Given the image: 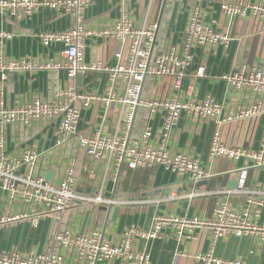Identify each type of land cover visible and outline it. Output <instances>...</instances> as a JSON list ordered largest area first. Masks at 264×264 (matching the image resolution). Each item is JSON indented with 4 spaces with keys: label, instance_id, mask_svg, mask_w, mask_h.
<instances>
[{
    "label": "built area",
    "instance_id": "built-area-1",
    "mask_svg": "<svg viewBox=\"0 0 264 264\" xmlns=\"http://www.w3.org/2000/svg\"><path fill=\"white\" fill-rule=\"evenodd\" d=\"M88 4L89 0H0V13L15 21L30 19L38 10L80 16ZM165 5L171 16L162 33L157 22L135 26L128 10L101 31L78 24L64 31L36 33L42 47H61L56 57L7 58L4 45L14 35L0 29L2 80L7 74L24 72H55L64 78V85L50 94L27 91L11 100L0 86V228L18 223L35 226L39 220L61 222L63 214L74 209L84 215L93 207L159 206L215 198L211 215L157 214L149 230L126 226L117 243L104 240L99 230L80 233L74 221H67L36 248H0V264H97L110 260L151 264L146 253L135 250V242L165 239L167 232L180 244L195 239L197 231L208 234L209 250L191 257L193 264H244L240 259L226 261L213 255L216 241L224 237L252 238L264 248V190L247 183L249 164L264 165V125L255 148L228 145L218 131L212 135L210 160L243 161L233 189L197 191L195 187L213 175L189 152L173 149L181 121L182 128L186 125L198 133L207 123L225 125L264 115V59L253 63L241 60L215 76L217 82L232 89L236 103L244 101L239 107L220 103L208 92L200 95L195 88L207 76L211 56L218 51L226 53L239 42L248 24L264 27V0H165ZM92 37L113 41L119 47L115 65L85 62L86 41ZM88 72L107 75L101 91L76 89L75 78ZM96 105L106 112L114 107L118 115L109 129L103 125L86 135L81 130L83 112ZM138 110L145 112L140 123L135 122ZM44 128L48 136L33 140L34 131ZM80 152L93 165L104 163L112 168L114 180L122 167L162 168L185 178L191 192L116 200L106 198L101 190L93 194L78 191ZM48 172L52 173L50 180L46 179ZM178 254L184 255L183 251Z\"/></svg>",
    "mask_w": 264,
    "mask_h": 264
},
{
    "label": "crops",
    "instance_id": "crops-1",
    "mask_svg": "<svg viewBox=\"0 0 264 264\" xmlns=\"http://www.w3.org/2000/svg\"><path fill=\"white\" fill-rule=\"evenodd\" d=\"M164 1L89 0L88 6L81 11L80 16L62 11L38 10L30 19L21 21H15L7 15L0 13V29L8 30L14 35L13 39L4 45V54L7 58L16 59L56 57V53L59 52L61 47L57 45L49 48L42 47L34 37L36 33L64 31L74 28L78 24H81L87 30L101 31L114 23L120 17L123 10H128L131 13L135 26L139 27L157 22L160 26V33H162L164 29L166 30L171 16V9L166 7ZM161 13L162 16H160ZM253 30L260 32L263 37L262 43L259 44L260 56H254L250 60L243 59L248 63L264 59L262 58L264 55V27L256 29L248 24L245 27L244 33ZM118 50L119 47L113 41H105L92 37L86 41L85 62L93 63L99 61L111 67L115 65L114 54ZM219 52L213 55L215 56L213 60V56L210 57L208 61V74L199 81L198 85H195V88L199 91L200 95L208 92L220 103L229 107H239L244 101H242V104L239 101V104L236 103L232 89L228 85L219 83L214 79L219 72L223 70L228 71L223 66L229 61V56L226 58L227 52H220L221 55ZM220 64L222 65L221 68H219ZM90 73L89 77H86V73H84L78 74L75 78L73 83L78 91H101L106 85L107 75L105 73ZM63 85V75L55 72L10 73L7 74L4 80L1 79L0 75V86L5 89L7 98L10 100L16 96H21L27 91H32L39 95H47L54 89L61 88ZM117 115L118 111L114 107L106 112L101 106L96 105L83 112L81 130L84 134L88 135L93 130L100 129L103 125L105 129H109L111 122ZM136 116L135 122L140 123V120H143L145 117V112L138 110ZM183 125V121L178 125L176 137L173 141V149L189 152L200 162L204 169L213 175V178L195 187L197 191L218 190L228 187V183L236 179L237 170L242 168L244 164L242 160L235 162H228L223 158L214 161L210 160L208 158V149L213 133L218 131L222 141L228 145L255 148L261 127L264 125V115L245 122H233L225 125H218L214 122L207 123L197 129L198 133H193V129L189 130L186 125L182 128ZM38 132L34 131L33 140L38 141L39 139H43L49 133L47 128L39 129ZM40 148H42V144ZM249 166L248 185L264 190V165L255 166L250 163ZM77 172L80 178L78 191L93 194L94 190H101L104 196L110 199L113 196L116 200L158 199L171 194L186 195L191 192V185L185 178H178L174 174L165 172L162 168L129 170L126 167H122L117 171L118 177L114 180L115 171L112 168L107 167L104 163L93 165L85 159L82 152L78 155ZM167 189L169 193L167 196H164ZM216 201L217 199L215 198H206L170 202L159 206L121 207L115 222L110 221V216L108 222H106L107 212L101 211V207H93L92 210H89L90 216L83 230V219L88 210L84 212V215L77 214L75 211L72 214L73 217L71 216L70 219V216H65L66 219L63 217L58 226L62 227L67 221H71L72 223L74 221V227L78 232L89 233L93 230H99L104 240L109 243H117L120 241L123 229L128 225H135L143 230H149L154 216L163 213L188 216L200 213L208 217L211 215ZM41 221L45 222L44 220H39L38 223ZM46 222H50V225H52V222L56 223V221L51 220H47ZM20 224L23 226L24 224H28L26 226L29 227L30 223L13 224L12 226L14 227L10 230L11 233L5 228H0L1 249L7 250L12 245L18 246L21 249L31 248L23 244L25 242L22 241L23 231L17 232ZM50 232L44 236H39L34 248L43 244L46 239H49L51 237ZM167 233L169 236L165 239L156 238L149 241L138 239L135 242L134 248L139 253H146L151 264H193L191 257L198 253H206L209 250L210 239L205 231H197L195 239L188 240L185 244L178 243L177 238L173 234ZM3 241L11 244V246L7 249L6 246H1ZM181 251H183L184 255L178 254ZM212 253L215 257L226 261L240 259L244 264H264V248H261L257 240L248 237H224L218 239ZM97 264L133 263L110 260L98 262Z\"/></svg>",
    "mask_w": 264,
    "mask_h": 264
},
{
    "label": "rangeland",
    "instance_id": "rangeland-1",
    "mask_svg": "<svg viewBox=\"0 0 264 264\" xmlns=\"http://www.w3.org/2000/svg\"><path fill=\"white\" fill-rule=\"evenodd\" d=\"M244 32H245V28L240 33L241 40L239 42H234L232 45V48H230L229 51L226 53L225 57L227 58L229 56V61L227 62V64H225V66H223V68L225 67V69L230 70L232 67H235L236 64L239 63L243 59L250 60L254 56H256V57L260 56L259 44L262 43L261 40H262L263 36L261 35L260 32H258L256 30L248 31L247 33H244ZM220 52H222V51H220ZM220 52H219V54L221 55ZM214 57L215 56L212 57V60L214 59ZM262 58H264V55ZM220 63L222 64V62H220ZM221 64H220L219 68H221V66H222ZM218 69H216V71H218ZM89 74H91V73L90 72L86 73L85 74L86 77H89ZM105 208H107V207H105ZM75 210L76 209H74L68 213H64L63 217L66 219L65 216L70 215V217H69V219H70L71 216L73 217L72 214L75 212ZM87 210H92V209L87 208ZM49 223L50 222H46V221L42 222L41 221L35 226H32L31 224H29V227L26 226L28 224H24V226L20 224L19 228L17 229V232L23 231L22 232V235H23L22 241H25L23 244L34 248L36 242H38L37 240H38L39 236H44L47 233L49 234V231H51L50 232V236H51L52 231H54L56 229V227L58 225H60L59 224L60 222H56L55 224H54V222H52V225H50L51 223L50 224ZM41 224H42V226H41ZM12 227H14V226L9 225V226H5L4 228L7 229V231H10L12 229ZM60 227L61 226H58V228H60ZM10 233H11V231H10ZM1 246H4V247L6 246V249H7L8 247L11 246V244H8V243H6V241H3Z\"/></svg>",
    "mask_w": 264,
    "mask_h": 264
},
{
    "label": "water",
    "instance_id": "water-1",
    "mask_svg": "<svg viewBox=\"0 0 264 264\" xmlns=\"http://www.w3.org/2000/svg\"><path fill=\"white\" fill-rule=\"evenodd\" d=\"M164 4H165V1H164ZM164 4H163V7H164ZM163 7H162V9H163ZM160 16H162V13L160 14ZM160 18H161V17H160ZM51 177H52V173H51V172H48V173L46 174V179H47V180H50ZM202 184H203V183H200L199 185H202ZM235 187H236V183H235V181H231V182L228 183V188H229V189H233V188H235ZM168 193H169V190L167 189V191L165 192L164 196H167ZM112 199H114V196L112 197ZM100 210H101V211H106V212H107L106 222H108V220H109V216H110V221H111V222H115V221H116V218H117V216H118V213H119V211H120V207H118V206H114V207L109 206V207H107V208H105V207H101ZM89 216H90V215H89V212L85 213V216H84V219H83V224H82V230L84 229V227H85V225H86V223H87V220H88ZM81 233H82V231H81Z\"/></svg>",
    "mask_w": 264,
    "mask_h": 264
}]
</instances>
